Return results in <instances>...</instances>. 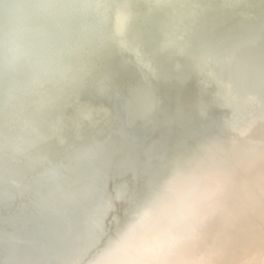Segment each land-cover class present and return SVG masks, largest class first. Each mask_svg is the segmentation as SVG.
Returning <instances> with one entry per match:
<instances>
[{
  "label": "water",
  "instance_id": "1",
  "mask_svg": "<svg viewBox=\"0 0 264 264\" xmlns=\"http://www.w3.org/2000/svg\"><path fill=\"white\" fill-rule=\"evenodd\" d=\"M9 21L19 51L0 60V264H64L63 245L82 244L78 235L87 242L66 264H88L119 222L112 211L135 192L131 178H161L169 168L173 158L154 163L156 146L185 152L208 140L206 119L210 137L222 138L221 117L212 120L220 108L240 123L264 106V0H0V26ZM193 80L197 112L163 90ZM132 85L149 97L146 106L123 97ZM75 101L91 110L105 105L108 123L93 145L74 138L55 146L51 130Z\"/></svg>",
  "mask_w": 264,
  "mask_h": 264
},
{
  "label": "bare ground",
  "instance_id": "2",
  "mask_svg": "<svg viewBox=\"0 0 264 264\" xmlns=\"http://www.w3.org/2000/svg\"><path fill=\"white\" fill-rule=\"evenodd\" d=\"M175 1L178 0H169V2ZM171 56V60L173 62L176 60L179 61L175 55L172 54ZM174 58L176 60H174ZM162 63L172 64V62H167V60H163ZM165 72L169 73L170 70H166ZM127 76L128 75L122 76L121 80H125ZM163 85L165 94H173L171 99H175V97L180 98L183 95L182 100L188 109L192 112L198 111L200 105V91L198 90L194 80L189 82V86L187 88H176L175 90L172 89L171 84L166 83ZM261 86L264 87L263 80ZM135 88L136 86L132 85L131 89H129L123 97L127 99L129 103L135 102L137 105L139 104V106H146L144 103L149 99V97L146 94L133 93ZM143 99L144 101L142 103L141 101ZM127 101L123 100L122 103H126ZM212 104L214 105V103ZM77 105L80 109H78ZM104 106L105 105L98 107L95 105V109L91 110L88 104L81 105L78 101H75L72 106L64 112L65 114L63 118L55 125L53 124V128L51 126L52 130L50 128L52 134L51 140L54 142H60V144H55V146L65 147L74 138H77L80 142H86L85 146L88 147V145L93 142L90 138L97 133V129L102 127L103 122L108 123L106 122L107 114L104 110ZM263 107L264 106L258 110L259 112L256 115H254V119L253 117L251 120H247L246 118L240 123L230 120V108V110L228 108H220V111L216 113L212 120L219 121V117H221V124L226 127L221 135L222 138L219 136L214 137V135L210 137V135L214 132V130H211L212 122L210 119L205 120V124H207L205 128L203 123L199 121V124L201 123L200 127L203 128V133L208 136L207 139L219 142L226 149L225 156L234 169V185L228 198L226 199L222 211L208 223L206 227L205 241L202 246L204 249L210 250L215 255L217 264H264V195L260 194L261 189H264ZM46 109H48L45 110L46 113L53 115L54 111L52 109H49L47 106ZM60 109L61 108H59V110ZM121 118L124 122L127 121V118ZM192 118H197V115L193 114ZM112 122L113 120H111V123ZM190 125L191 127H195L196 123L191 122ZM109 129H111V127H109ZM118 129L126 131L124 126ZM50 130L46 129V133H48V131L50 132ZM123 133L127 135L126 132ZM127 138L128 136H125L124 139ZM162 139L163 137L160 134H155L152 137L154 142H161L160 140ZM167 146L169 147H162L161 149H158L160 146H156L154 149L156 151L153 153V161L156 165H164L168 162L167 160L174 158L177 155V147L175 148L172 144ZM162 151H165L164 157L160 154ZM47 153L50 155L49 158L51 157L53 159L52 153L50 151H47ZM108 162H110L109 158L106 163ZM86 163L89 167L96 164H103ZM103 170L105 169H100V171ZM106 170L108 173L112 172V166H108ZM159 170L160 169L156 172ZM167 171V166H165L164 169H161V178L166 175ZM161 178H158L157 175H150L147 172L143 173L142 177L137 181L131 178V185L133 186L132 188H135V192L133 193L132 189L131 193L125 195V199L122 202H118L120 203L117 207V209L120 210L119 212L116 210L112 211L114 214L113 218H117L119 222L117 221L118 223L116 224L115 229L109 230L107 239L114 231L120 228L136 204L154 184L161 180ZM123 193H119L118 189L117 194ZM131 196H133L134 199L131 198ZM94 198V203H96L102 210L104 205L103 201H101L99 197ZM108 203V199H106V204ZM100 208H98V210H88L86 214L88 216L95 215V212L97 211L101 213V211H99ZM108 210L109 208L105 206L103 211ZM103 213L106 215L105 212ZM80 218L75 217L76 220H74V222L76 224H82V222H79L82 221ZM88 224L89 223H85V225ZM77 238H80L82 244L87 242L85 241L87 236L78 235L74 239ZM82 244L73 241L71 244L63 245L66 246L65 254H67L65 255V259H63V262L65 261L64 264L69 263L78 257V254L82 252L79 248ZM55 245V249L57 250L60 246H58L59 244ZM102 249L95 251L89 259L88 264H95ZM1 260L2 259L0 257V262Z\"/></svg>",
  "mask_w": 264,
  "mask_h": 264
},
{
  "label": "clouds",
  "instance_id": "3",
  "mask_svg": "<svg viewBox=\"0 0 264 264\" xmlns=\"http://www.w3.org/2000/svg\"><path fill=\"white\" fill-rule=\"evenodd\" d=\"M18 51V27L9 21L0 26V60ZM225 152L207 140L177 154L107 239L95 264H217L202 246L208 223L222 211L235 182Z\"/></svg>",
  "mask_w": 264,
  "mask_h": 264
}]
</instances>
